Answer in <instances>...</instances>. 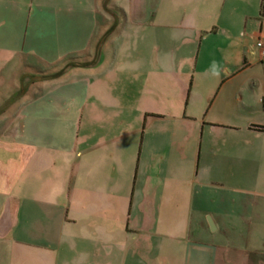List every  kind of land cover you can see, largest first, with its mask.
<instances>
[{
    "label": "crops",
    "instance_id": "0c3cea01",
    "mask_svg": "<svg viewBox=\"0 0 264 264\" xmlns=\"http://www.w3.org/2000/svg\"><path fill=\"white\" fill-rule=\"evenodd\" d=\"M260 36L264 0H0V95L29 77L15 137L0 133V264H71L72 247L101 264L98 246L119 264L121 239L123 264H264ZM81 57L96 61L34 73ZM112 116L122 133L82 145L84 123Z\"/></svg>",
    "mask_w": 264,
    "mask_h": 264
},
{
    "label": "rangeland",
    "instance_id": "374dc122",
    "mask_svg": "<svg viewBox=\"0 0 264 264\" xmlns=\"http://www.w3.org/2000/svg\"><path fill=\"white\" fill-rule=\"evenodd\" d=\"M114 7V6H113ZM113 9V8H112ZM96 61V58H74L72 60H67L51 69L48 70H40V72H34V73H38L37 75L39 76V78H44L53 74L58 73L61 70H64L65 72L68 71L70 68H72L75 65H81L83 63H94ZM25 71V70H24ZM20 72V71H19ZM24 77V76H23ZM27 78V79H26ZM15 79L12 78V80L9 82L8 87H7V94L6 92H1L0 97H4L7 96L6 100H1V104H0V111L2 109H6L5 114H3V118L6 120V123H2L0 126H2V130L0 131V133H2V135H7V139L8 141L11 140L12 137H15V132L12 128L11 125L13 124V127H15V119H16V104L14 105L12 100H13V95L21 89L24 90L25 86L29 83V77H25L24 83L19 79V82H17L18 84H16V82L14 81ZM30 82H32V78L30 79ZM16 84V85H15ZM4 87L0 84V89H3ZM13 94V95H12ZM17 94V93H16ZM11 95V97L9 96ZM9 96V97H8ZM15 96V95H14ZM139 95H137L138 98ZM11 98V99H10ZM146 103V100L144 99L142 93L140 94L139 98L136 100V112H135V119H134V131L131 130V128H127V131L131 130L133 131L131 133L130 131V136L128 138V141L131 143V145H135L137 150L139 149V147L142 144L143 141V136L144 133L146 131V119L147 115L145 112H141L140 110L143 109L144 105ZM140 109V110H139ZM91 120L84 123V127H83V132L81 135V139L82 141H86V144H82L84 146H91L96 144L97 140H98V136L103 135L105 132L102 128V126H105L107 128L112 129L114 132H119L122 133V131L124 130L123 128H126L127 125H124L123 122L121 121V119H123L122 117H118V116H112L111 120H104L103 122L101 121V123L98 120H95L94 117L90 118ZM111 135V132L108 134V136ZM136 143V144H133ZM138 153V152H137ZM143 169H142V174H143ZM73 236L75 237V240L80 241L81 237L82 239H86L88 237H91L93 239L92 244L88 243L87 244V251H93L95 252L96 249H94L95 247V242H96V229L94 227V224L92 222L89 221H82V222H78L76 224H74L73 226V232H72ZM142 234V233H141ZM100 242L102 243V239L100 238ZM150 243H143L142 245L138 246L136 245V251H135V255L136 256H142L143 253L146 250H149V252L151 253L152 248L150 247V245H148ZM123 246H125L124 241L121 239V244H120V250L119 252H117L119 254L118 259H120L119 264H123L122 261L124 259V255H126V248H124ZM153 246V245H152ZM80 249L78 248L76 250L75 247L71 248V252L73 255L70 256V261L71 264H80L79 262V257H81L80 254ZM98 249H100V254L99 255V261H101V264H107V256H106V248L103 247L101 249L100 246H98ZM158 250V248H155ZM102 250V251H101ZM130 250L134 251V249L132 247H130ZM169 251L168 248H166V252L163 251L162 254L165 253V255H167L166 253ZM84 252V249L82 250V253ZM131 252V251H130ZM80 254V255H79ZM87 257H88V262L87 264H96V260L92 261L95 254H91L90 252L86 253ZM82 264H86L85 262H82Z\"/></svg>",
    "mask_w": 264,
    "mask_h": 264
},
{
    "label": "trees",
    "instance_id": "16d2710c",
    "mask_svg": "<svg viewBox=\"0 0 264 264\" xmlns=\"http://www.w3.org/2000/svg\"><path fill=\"white\" fill-rule=\"evenodd\" d=\"M114 28H115V26H113V28H111V30H110L109 33H112V31H114ZM92 64H94V63H83L81 65H75L73 67H76V66H85V67H87V66H90ZM64 73H65V71L64 70H61L58 73L53 74V75H50V76H47V77H44L43 79H53V78H57V77L63 75Z\"/></svg>",
    "mask_w": 264,
    "mask_h": 264
},
{
    "label": "built area",
    "instance_id": "2783aa9c",
    "mask_svg": "<svg viewBox=\"0 0 264 264\" xmlns=\"http://www.w3.org/2000/svg\"><path fill=\"white\" fill-rule=\"evenodd\" d=\"M256 46L259 48L261 55L264 58V38L262 36L257 39Z\"/></svg>",
    "mask_w": 264,
    "mask_h": 264
}]
</instances>
